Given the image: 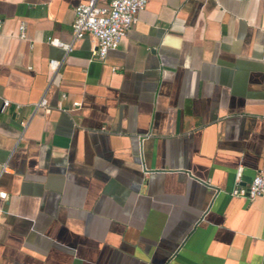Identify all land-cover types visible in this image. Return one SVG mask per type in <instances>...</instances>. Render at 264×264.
I'll return each instance as SVG.
<instances>
[{
    "label": "crops",
    "instance_id": "0c3cea01",
    "mask_svg": "<svg viewBox=\"0 0 264 264\" xmlns=\"http://www.w3.org/2000/svg\"><path fill=\"white\" fill-rule=\"evenodd\" d=\"M85 1L0 0V264H264V195L228 194L264 172V0H146L103 61L47 42Z\"/></svg>",
    "mask_w": 264,
    "mask_h": 264
},
{
    "label": "built area",
    "instance_id": "2783aa9c",
    "mask_svg": "<svg viewBox=\"0 0 264 264\" xmlns=\"http://www.w3.org/2000/svg\"><path fill=\"white\" fill-rule=\"evenodd\" d=\"M145 3L146 0H86L72 9L71 40L62 42L57 37H51L47 42L67 52L71 50L74 41L84 35H89L95 40L93 58L103 61L107 51L115 49L126 35ZM58 65L59 61H49L52 69H56ZM78 104L77 101H73L70 107H77ZM33 109L48 113L51 107L47 105L45 99L41 98L33 104ZM56 109L63 113L69 110L61 104H58ZM241 172L242 167L238 166L234 172V185L228 194L245 200L264 195V172H256L248 182L243 184L241 183ZM5 196V193L0 191V198H5Z\"/></svg>",
    "mask_w": 264,
    "mask_h": 264
},
{
    "label": "water",
    "instance_id": "95a60500",
    "mask_svg": "<svg viewBox=\"0 0 264 264\" xmlns=\"http://www.w3.org/2000/svg\"><path fill=\"white\" fill-rule=\"evenodd\" d=\"M243 184V183H242Z\"/></svg>",
    "mask_w": 264,
    "mask_h": 264
}]
</instances>
